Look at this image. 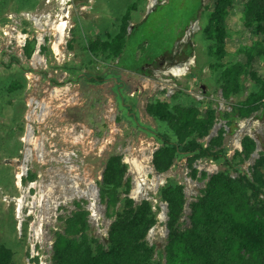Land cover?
Returning <instances> with one entry per match:
<instances>
[{
	"label": "rangeland",
	"instance_id": "rangeland-1",
	"mask_svg": "<svg viewBox=\"0 0 264 264\" xmlns=\"http://www.w3.org/2000/svg\"><path fill=\"white\" fill-rule=\"evenodd\" d=\"M57 1L59 0H51L46 4L45 0H40V10L33 11L28 9L31 0H0V192L6 196L17 194L14 186L15 164L7 159L11 154H15L16 159L19 158L21 143L17 137L23 132L24 117L30 110V101H38L45 109L47 121L62 127L64 142L74 146L82 154L85 161L84 176L87 181L94 182L99 191L107 158L110 155L122 158L127 167L125 181L130 180L131 184L129 197L135 203L150 201L156 212L157 222L148 232L146 242L149 246H154V259L163 262V248L167 238V209H162L163 203L158 199L159 187L168 179L183 187L185 204L180 222L181 229H184L189 224V206L197 200L206 182L200 179L201 173L206 172L210 176L227 170L222 162L197 161L193 164L197 174L191 176L186 158L175 161L165 174L157 175L152 166L153 153L161 146L157 134L168 130L166 124L148 116V103L159 99L166 101L170 107L194 105L201 111L210 105L216 112L230 111L238 103L237 97L226 100L221 96L216 84L219 72L216 68H210L216 57L210 53L209 43L202 37L201 28L206 17L201 11L198 30H188L192 32L190 41L194 44L192 54L187 57L194 58V65L190 63L180 76H161L158 71L188 60L187 57H174L172 60L166 57L153 65V71H157L155 74L143 76L139 81L135 78H118V75L110 72L115 70V60L105 61L99 54L94 56L86 51V46L89 41L106 39V35L115 33L119 20L127 9L131 8V26L139 22L151 8L155 9V5L167 0H157L156 4L153 0H71L69 25L61 39L53 27L59 21L54 17L55 12L59 11L56 9ZM207 2L209 0H204L205 4ZM242 2L243 0H234L226 9L223 64L237 60L240 57L238 50L251 45L255 40L253 35L239 25ZM182 3H187L183 17L198 16L199 0H171L166 10L171 21L175 20L176 14H180L175 10ZM20 9L25 10L19 11ZM21 12L51 16V23L44 31H38L30 24L29 40L23 51L16 48L15 44H11L12 48L7 36L10 32L8 15ZM154 17L139 23L131 38L139 54L140 60L135 63L139 71L146 67L143 59L146 46L141 45L143 42L150 40V50L158 54L161 50L170 48L171 40L176 37L177 29L170 26V18L166 14L156 16L158 20ZM164 21H168L165 32V25L162 24ZM39 34L43 35L39 52L43 63L33 67L32 56L37 44L35 38ZM181 41L173 45L172 56H176L182 45ZM126 49L131 51L132 47L128 46ZM35 59L39 61L37 57ZM192 71L196 76L191 75ZM253 71L264 79L263 57L255 58ZM89 74L104 76L105 81L99 85L91 84L87 81ZM254 89V83L246 79L241 99ZM62 111L65 115L60 114ZM236 125V131L230 133L225 122L217 119L214 129L212 128L213 137L219 130H225L222 147L226 150V158L237 165L239 172L250 177V167L260 154H264V114L261 108L249 118H237ZM78 135L81 138L75 142L74 138ZM245 136L255 141L256 148L248 160L241 161L235 156V152H241V143ZM211 138L207 137L203 142L206 144ZM136 160L144 169L150 171L144 177L145 184L142 189L137 192L135 186L138 171L131 163ZM230 176L235 178L237 174L230 171ZM101 204L104 210L100 221L89 225L88 232L93 239L104 245L113 219L106 217L105 205L102 201ZM15 224L11 205L0 199V245L12 251L11 264H53V250L47 245V241H55L56 235L38 237L37 240L41 243L31 250L32 239L25 231L19 235Z\"/></svg>",
	"mask_w": 264,
	"mask_h": 264
},
{
	"label": "trees",
	"instance_id": "trees-1",
	"mask_svg": "<svg viewBox=\"0 0 264 264\" xmlns=\"http://www.w3.org/2000/svg\"><path fill=\"white\" fill-rule=\"evenodd\" d=\"M233 1L209 0L203 5L202 15L206 21L201 32L209 43L208 50L216 57L210 68L219 72L216 84L221 96L226 100L237 97L238 103L230 111L223 112H216L210 105L203 111L194 105L170 107L159 99L146 106L148 116L166 124L168 130L157 134L161 146L152 156L156 174L167 173L180 158H186L191 176L197 174L193 168L197 161L222 162L227 168L210 176L201 173L200 179L206 182L197 200L189 206L188 227L181 229L180 222L185 204L183 187L168 179L158 189V199L167 209L164 261L155 260L154 246L147 244L146 237L157 222L156 212L150 201L135 203L129 197L130 180L124 178L127 167L120 156L110 155L99 191L105 215L113 219L104 245L89 235L87 212L78 209L66 219L63 233L56 234L53 264H264V154H260L250 167L249 177L226 158V150L222 147L224 129L206 144L203 142L217 119L225 122L226 128L233 133L237 129V118H249L260 108L264 114V79L253 71L255 58H264V0H243L239 25L255 40L238 50L237 60L223 64L224 17ZM199 6L201 9V4ZM130 12L131 8L121 16L115 33L106 35V39L89 41L86 51L94 56L99 54L105 61L117 59L128 33L133 30L129 28ZM185 30L184 25L179 36L171 40L167 49L169 59H174L171 55L173 45ZM192 51L191 48L189 55ZM246 79L254 83L255 89L241 99ZM87 81L99 85L105 78L89 74ZM241 145V152L236 151L235 156L241 161L248 160L256 143L245 136ZM230 171L237 176L232 178ZM12 259V251L0 245V264H11Z\"/></svg>",
	"mask_w": 264,
	"mask_h": 264
},
{
	"label": "built area",
	"instance_id": "built-area-1",
	"mask_svg": "<svg viewBox=\"0 0 264 264\" xmlns=\"http://www.w3.org/2000/svg\"><path fill=\"white\" fill-rule=\"evenodd\" d=\"M50 1L45 0L46 4ZM153 1L156 4L157 0ZM70 2L59 0L55 6L59 11L54 17L62 19L64 32L69 25ZM50 18L49 14L27 12L8 15L10 32L6 35L9 45L12 47L11 44H15L23 51L29 40L31 25L38 31H44L51 23ZM35 40L33 67L43 63L39 55L43 35L39 34ZM28 107L30 110L24 117L20 156L15 161L14 186L17 194L6 196L0 192V199L11 205L16 231L19 235L25 231L32 239L30 247L34 250L41 243L38 237L63 233L66 219L78 209L87 212L89 225L99 223L104 209L96 184L87 181L84 176L82 154L64 142L62 127L47 121L40 102L31 100ZM54 242L47 241V245L53 249Z\"/></svg>",
	"mask_w": 264,
	"mask_h": 264
},
{
	"label": "crops",
	"instance_id": "crops-1",
	"mask_svg": "<svg viewBox=\"0 0 264 264\" xmlns=\"http://www.w3.org/2000/svg\"><path fill=\"white\" fill-rule=\"evenodd\" d=\"M170 1L171 0H167L166 3H164L161 6L160 9L156 8L154 11H150L148 14H145V16H143L142 19L139 22H137L135 24H132L130 26V28H133V30H132V32L128 33V36H127V39H126V43H125V46H124V49H123L121 55L117 59H115V61H114L115 70L114 71H110L112 74L118 75V78L119 77H122V78H135V79L141 81L142 80L141 78L143 76L149 75L151 73L155 74V72H157V71H153L152 67H153V65H155L158 62L159 59H162V60L164 59L165 60V58L167 57V54H168V50H166V51L161 50L158 54H156V52L150 50V48H149L150 40H146L145 42H143V44H141V45L146 46V50L144 52L145 56L143 58L144 61L146 62V64H145L146 67L144 68V70L139 71L135 67V63L140 60L139 59V54H138V51H137V47H135V43H134V41L131 38H132L133 32L138 29L139 23L141 24L143 22H146V20H148L152 16H155L154 18H156L157 20L159 18H157L156 16L159 17V16H162L163 14H166L167 17H169L168 14H167L168 12L166 10H167V7H168V4H169ZM183 2H186V1H183ZM39 4H40V0H33V1L31 0V3L29 4V8L28 9H31V10L33 9V11L34 10H40L41 4L40 5ZM199 4H201V9H199V14H198L196 20H194V15L193 16L189 15V16L183 17L184 16L183 12L185 10V7H187V3L186 4L182 3L181 5H178L176 7L177 10H175V11L177 13H180V14H176L175 20L171 21V16L169 17L170 18L169 21L171 23L170 26H172V27L177 29V31H176V36L177 37L179 36L180 31L184 28V25L186 26V30L184 31L183 36L179 40V41H181V39L183 40V41H181L182 45L178 49V51L176 52V54H175L176 56L175 57H183V56L187 57V55H189V53L191 52L192 44H194V43L190 41L192 32H189L188 30H190V29L192 30L193 28L198 30V27H199L198 24H199V19H200L199 15H200V13L202 11V6L205 5L204 0H199ZM23 10H25V9H20L19 11H23ZM167 23H168V21L167 22L164 21L162 23L163 25H165V27H163L164 32L167 30ZM153 30H154V28H153ZM183 37H184V39H183ZM178 42H176V43H178ZM128 46L132 47L133 51L132 50L131 51H127L126 48ZM172 54H174V49L171 52V55ZM127 55H128V58H127ZM187 59H188L187 62H186L187 66L190 63H192V65H194L193 64L194 61L192 60L194 58L187 57ZM131 61H133V62H131ZM149 63H151V65ZM150 69H152V71H148ZM184 70H187V67ZM157 73L159 75H161V76H164L165 71H158ZM189 73H190V71H189ZM192 73H193V71H192ZM118 78H115L116 82H119ZM26 106H27V104H26ZM60 114H64L65 115V113H63V111ZM23 132H24V127H23ZM23 132H22V134H20L17 137V140L20 143H21V137L23 135ZM20 151H21V149L18 151L19 155H20ZM16 158L17 157H16L15 154H11L10 158H8L7 160H9V162H11V161L14 162V164L16 165V163H15V161L17 160Z\"/></svg>",
	"mask_w": 264,
	"mask_h": 264
},
{
	"label": "bare ground",
	"instance_id": "bare-ground-1",
	"mask_svg": "<svg viewBox=\"0 0 264 264\" xmlns=\"http://www.w3.org/2000/svg\"><path fill=\"white\" fill-rule=\"evenodd\" d=\"M53 27L56 28L55 30H56V33L58 35V38L61 39V36L64 33V27H65V24L63 23L62 19H60L58 21V25L57 26H53ZM56 43H58V42H56ZM54 46H55V49H56V44ZM183 72H184V69H181V68H174V69H169L168 71H166L167 74L175 76V77L176 76H180ZM80 138H81L80 135L76 136L74 138L75 142L77 140L79 141ZM131 163L135 167V169L138 171V177H137L138 179L136 180V186H135L136 192H137V191L142 189L143 185L145 184V178L144 177L150 171L144 169L145 167L143 165H141V163L138 162L137 160L136 161H132ZM140 173H142L141 176H140Z\"/></svg>",
	"mask_w": 264,
	"mask_h": 264
},
{
	"label": "water",
	"instance_id": "water-1",
	"mask_svg": "<svg viewBox=\"0 0 264 264\" xmlns=\"http://www.w3.org/2000/svg\"><path fill=\"white\" fill-rule=\"evenodd\" d=\"M149 11H154V9H150ZM148 11V12H149ZM147 12V13H148ZM196 22V21H195ZM193 60V59H192ZM191 60V61H192ZM187 67V63H177V64H175V65H173L172 67H170V68H172V69H174V68H183V69H185ZM170 68H168V69H170ZM167 68L164 70V71H167L168 70ZM164 76H169V77H173L172 75H169V74H164ZM213 129H214V127H213ZM211 130L210 131V133H209V135H208V138H211V137H213V133H214V130ZM157 175H160V174H157ZM162 209L164 210V209H166V204H162Z\"/></svg>",
	"mask_w": 264,
	"mask_h": 264
},
{
	"label": "clouds",
	"instance_id": "clouds-1",
	"mask_svg": "<svg viewBox=\"0 0 264 264\" xmlns=\"http://www.w3.org/2000/svg\"><path fill=\"white\" fill-rule=\"evenodd\" d=\"M165 3H166V2H165ZM163 4H164V3H162V4H160V5L162 6ZM157 6H158V5H155V9H156ZM151 9H153V8H151ZM155 9H154V10H155ZM149 12H150V11H149ZM149 12H148V13H149ZM148 13H147V14H148ZM129 28H130V27H129ZM130 29H131V28H130ZM192 46H193V44H192ZM174 57H175V56H174ZM189 58H193V57L190 56ZM186 62H187V60H186L184 63H186ZM181 69H183V68H181ZM207 137H208V136H207ZM207 137H206V138H207Z\"/></svg>",
	"mask_w": 264,
	"mask_h": 264
}]
</instances>
